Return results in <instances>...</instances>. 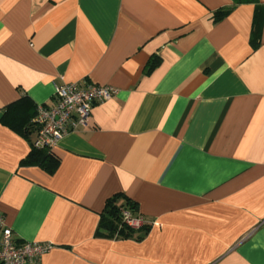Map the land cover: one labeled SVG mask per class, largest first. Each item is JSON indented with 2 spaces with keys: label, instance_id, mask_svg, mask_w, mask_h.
<instances>
[{
  "label": "crops",
  "instance_id": "obj_1",
  "mask_svg": "<svg viewBox=\"0 0 264 264\" xmlns=\"http://www.w3.org/2000/svg\"><path fill=\"white\" fill-rule=\"evenodd\" d=\"M0 0V214L41 264H264V0ZM231 11L219 21L214 14ZM88 82L116 95L64 136L53 174L5 126L26 97ZM32 111V110H31ZM121 194L150 222L97 234ZM142 236V239L137 240Z\"/></svg>",
  "mask_w": 264,
  "mask_h": 264
},
{
  "label": "built area",
  "instance_id": "obj_2",
  "mask_svg": "<svg viewBox=\"0 0 264 264\" xmlns=\"http://www.w3.org/2000/svg\"><path fill=\"white\" fill-rule=\"evenodd\" d=\"M116 93L113 87L88 82L55 86L54 105H39L32 120L37 128L33 145L53 150L64 136L87 127L92 108L112 99ZM123 218L134 230L151 225L141 215L134 216L127 211L123 212ZM51 249V243H17L11 228L6 225L5 217L0 214V264H41V257Z\"/></svg>",
  "mask_w": 264,
  "mask_h": 264
},
{
  "label": "trees",
  "instance_id": "obj_3",
  "mask_svg": "<svg viewBox=\"0 0 264 264\" xmlns=\"http://www.w3.org/2000/svg\"><path fill=\"white\" fill-rule=\"evenodd\" d=\"M232 1L234 6L242 4H254L256 6L257 14L254 21L253 42H257L260 37L261 25L263 21L262 8L259 5V0ZM230 11L231 8L216 11L214 14V20L219 21L223 19V17H225ZM36 114V105H33L28 98L24 97L5 108L1 122L3 125L22 133L24 136L30 137L34 135L36 137L37 128L32 122ZM22 163L39 166L47 173L53 174L59 165V160L53 150H49L47 148H36L32 142L31 151ZM124 211L136 216L138 215V204L121 194H117L112 198H109L100 214L97 234L109 238H131L137 230L130 228L124 222ZM143 227L146 233L149 226ZM140 239H142V236L137 238V240Z\"/></svg>",
  "mask_w": 264,
  "mask_h": 264
}]
</instances>
